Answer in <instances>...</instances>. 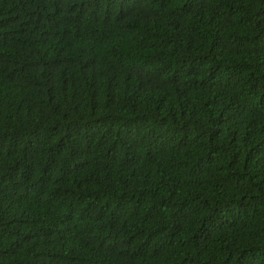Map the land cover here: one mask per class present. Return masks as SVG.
Masks as SVG:
<instances>
[{
    "label": "trees",
    "instance_id": "16d2710c",
    "mask_svg": "<svg viewBox=\"0 0 264 264\" xmlns=\"http://www.w3.org/2000/svg\"><path fill=\"white\" fill-rule=\"evenodd\" d=\"M0 264H264V0H0Z\"/></svg>",
    "mask_w": 264,
    "mask_h": 264
}]
</instances>
